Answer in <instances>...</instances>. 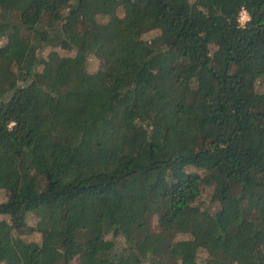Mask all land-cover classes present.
<instances>
[{"label":"trees","instance_id":"obj_1","mask_svg":"<svg viewBox=\"0 0 264 264\" xmlns=\"http://www.w3.org/2000/svg\"><path fill=\"white\" fill-rule=\"evenodd\" d=\"M0 264H264V0H0Z\"/></svg>","mask_w":264,"mask_h":264},{"label":"rangeland","instance_id":"obj_2","mask_svg":"<svg viewBox=\"0 0 264 264\" xmlns=\"http://www.w3.org/2000/svg\"><path fill=\"white\" fill-rule=\"evenodd\" d=\"M61 53L63 55H66V56H69V55H73L75 52H69L67 50H61ZM101 66V61L98 57L94 56V55H91L89 58H88V69L89 70H96L98 69L99 67ZM205 198V197H204ZM205 200H207L205 198Z\"/></svg>","mask_w":264,"mask_h":264},{"label":"clouds","instance_id":"obj_3","mask_svg":"<svg viewBox=\"0 0 264 264\" xmlns=\"http://www.w3.org/2000/svg\"><path fill=\"white\" fill-rule=\"evenodd\" d=\"M251 19L250 15L247 13L246 10H241L240 14V25L243 27L247 21Z\"/></svg>","mask_w":264,"mask_h":264}]
</instances>
